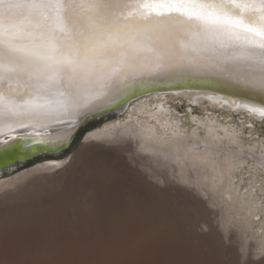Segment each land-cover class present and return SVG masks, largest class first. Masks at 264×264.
Wrapping results in <instances>:
<instances>
[{
	"label": "snow or ice",
	"instance_id": "snow-or-ice-1",
	"mask_svg": "<svg viewBox=\"0 0 264 264\" xmlns=\"http://www.w3.org/2000/svg\"><path fill=\"white\" fill-rule=\"evenodd\" d=\"M189 80L256 90L260 103L240 107L264 122V0H0V135L9 137L0 141V157L64 148L83 123L103 117L131 89ZM54 123L64 131H36ZM29 128L36 134L28 136ZM218 131L203 120L192 136L179 123L171 134L158 133L130 117L84 137L92 142L84 150L97 141H136L158 164L183 157L189 170L182 173L184 183L202 188L192 173L211 169L223 185L232 183L235 169L247 167L241 161L264 168V148L245 152L241 132L233 128L221 137ZM44 167L0 184V220L29 185L47 179ZM215 191L204 188V199L231 234L238 223ZM255 251L264 257V242Z\"/></svg>",
	"mask_w": 264,
	"mask_h": 264
},
{
	"label": "bare ground",
	"instance_id": "bare-ground-1",
	"mask_svg": "<svg viewBox=\"0 0 264 264\" xmlns=\"http://www.w3.org/2000/svg\"><path fill=\"white\" fill-rule=\"evenodd\" d=\"M225 85L261 96L250 87L236 84ZM179 94L181 93H155L140 97L120 110L117 115L129 112L128 118L124 121L133 117L134 120H140L146 129L151 127L158 133L167 131L171 134L175 124L179 123L181 130L185 131L186 135L192 136L193 129L197 128L201 121L207 120L210 126L219 129L217 135L221 137H224L226 132L230 133L233 128L243 135L242 128L229 121H222L214 111H208L206 115L192 113V126L186 127L184 119L176 115L178 108L170 100L177 98ZM182 94L189 102L191 112H193L194 104L207 103L209 104L207 109L218 107L249 114L240 106L245 103L252 104L233 97L214 98L208 92H183ZM232 101L235 103L233 104ZM124 121L106 123L102 128L90 132L85 137L100 133L113 124H122ZM63 131L64 128L57 129L53 136ZM196 135H203V130L197 129ZM86 144L85 140L81 142L80 149L74 156L75 162L72 160L70 162L72 168L76 161L80 159L86 161L88 156H91L88 153L92 149L84 150ZM96 145V149H102L106 155L112 156L115 160L121 158L122 152L133 150V146L128 144L114 146L115 148H108L97 142ZM242 147L245 152L249 148L261 149L264 148V140L254 137L247 141L243 137ZM193 151H195L194 148ZM60 161L62 160L46 158L31 170L0 179V184L14 183L19 176L41 166H45L44 174L47 176L43 183L29 185L25 195L20 198L7 220H0V264H110L109 261L103 262V259L105 260L102 257L103 251L119 250L132 256L133 260L130 264H202L201 262H204L201 261L204 256L202 250L205 248L201 246L203 243L208 246V254L206 253L209 259L208 264L264 263V257L257 260L258 254H255V249L264 242V227H262L264 222L260 227L254 228V216L257 214L258 203L254 201L250 191L238 193L239 185L236 183L234 173L240 168L234 170L232 183L223 185H221L219 174L211 169L201 171L199 174L192 173V178L197 179L199 175L198 179L204 185L200 190L195 187L196 191L203 194L204 188L210 192L218 190L215 191L216 198L218 200L222 198L228 203L238 223V227L230 236L227 229L223 227L222 231L219 226H215L214 222L219 217L213 208L208 206L209 201L201 198V194L200 197L199 194L196 195L193 190L189 192L172 183L165 186L156 185L153 180L150 181L148 177L141 175V172L121 171L122 168L116 169L112 173V178L109 179L102 175L88 176L89 174L86 175V170L83 168L84 164L74 171L73 176L65 177L62 172L66 166L59 169L51 167ZM147 161L153 163L155 160L151 157H143L139 165ZM246 162L241 161L244 164ZM89 163L92 166L90 161ZM124 163L127 166L126 162ZM254 166L259 168L255 163ZM158 167H165L169 170L168 172L175 167L180 178L182 173L189 171L184 166L183 157H180L178 162L167 161L158 164ZM7 172H11V169ZM128 175L133 183L141 186L140 192L139 189L134 190V184L125 182ZM167 178L166 175L165 179ZM174 189L179 191L181 200L173 194ZM135 243L139 245L135 246ZM245 249H249L247 253ZM248 252L252 257H247ZM194 259L197 261L200 259V262H192Z\"/></svg>",
	"mask_w": 264,
	"mask_h": 264
},
{
	"label": "rangeland",
	"instance_id": "rangeland-1",
	"mask_svg": "<svg viewBox=\"0 0 264 264\" xmlns=\"http://www.w3.org/2000/svg\"><path fill=\"white\" fill-rule=\"evenodd\" d=\"M184 99L185 98H183L182 96H178L177 98L170 99V100L178 108V111L176 112V115L180 116V117H182L184 119V125L186 127H189L190 125L192 126V121H191L192 113L197 114V115H206V113L208 111H214L217 114V116L222 121H229V122L234 123L235 125H237V127L242 128L243 137H245V139L247 141H250L254 137L264 140V122H259V121L255 120V119H253L252 117L246 116L248 114L245 115V114H241L239 112L236 113V111H231V110H228L226 108H212V107H210V109H207V107H209V104H207V103H202V104H197V105L194 104L193 105V112H191L190 109H189V105H188L189 102L186 99L185 100ZM128 113L129 112H122L121 114L116 115L112 119L106 121L101 126H95V127L91 128L90 130H88L86 132L85 135L89 134L90 132H95V131L99 130L106 123L126 120L128 118ZM185 123H187V124H185ZM83 140H84V138L82 140H80L79 142H77L74 145V147L70 150V152L67 154L66 157L58 159V160H68V163L64 165V166H66V169L64 170V172H62V175H64L65 177L73 176L74 173H75L74 171L77 170L78 167L81 168L83 166V164H84L83 168H85V170H86L85 171L86 175H88V174H89L88 176H90V175H102L106 179L112 178V173L115 172L116 169L119 168L118 170H120V168H122L121 171L122 170H128V172H135V171H138L136 173H140L141 172V175L148 177L147 179H149L150 181L153 180L156 185L158 184V185H161V186H165L166 184L172 183L173 185L175 184L174 186H177L179 188L188 190L189 192H192V190H193V192H195L196 195L199 194L198 196L200 197V194H201L202 195L201 198L204 199L205 193L202 194V193H200L198 191L202 187H200L199 185L192 186V185H189V184H185L184 180L179 177V174H178V172H177L175 167L171 168L170 172H172V173H170V172H168L169 170L166 169L165 167H158V163H154L155 161H153V163H151L152 161H147V163H142L141 165H139V163L142 162V158L143 157H150V156H148L145 153H142L139 150V147L136 146L137 145L136 141H133V143L131 144L133 146V150L131 149L130 151L121 153V154H123V155H121V158L123 156V159L120 158L121 159L120 162H119L120 159L119 160H115L114 158H112V156L106 155L102 151V149L93 148L88 153L89 155L91 154V156H88V158H87L88 160L91 158L89 161L91 162L92 166L89 165L90 163H89L88 160L84 161V160L80 159L81 161L80 160L76 161L75 166L72 168L70 166L71 160H69V157H74L76 155V153L80 149L81 142ZM87 143H92V142H87ZM97 143L103 144L104 146H106L108 148H115V147H117L119 145H123L121 143L117 144V142H109L107 140L97 141ZM140 157H142V158H140ZM110 158H112L113 160L110 159ZM123 162H126L127 166H125V163L123 164ZM132 162H134V163H132ZM39 163H42V162H39ZM39 163L30 165L28 167L21 168L20 170H18L14 174L6 176V177H2L0 179L9 178V177H12V176H16L17 174L24 173L27 170H31V169L35 168V166H37ZM87 163H88V165H87ZM148 164H149V166H148ZM245 164L247 165V167L245 169H243V170L239 169L234 174L236 175V183L239 185L238 193H240V194L246 193V190H248V191H250L253 194L252 198L254 199V201L256 203H258L257 204V206H258L257 214L254 216L255 217L254 218V228H258V227L261 226V223L264 222V168H262V167L256 168L254 166V163L251 162V161H247ZM119 165L121 167H118ZM88 168H89V170H87ZM130 168H132V170ZM164 170H165L166 173L164 172ZM168 173H170V174H168ZM164 174H166L168 176L167 179H165L166 175H164ZM163 175H164V177H163ZM128 176L125 178V182H127L129 184H134V190L137 191L139 189L138 191L140 192L141 186H139V184L133 183L132 182V178L130 177V175H128ZM197 177L199 178V175ZM170 178L172 180H170ZM165 180L167 182H165ZM123 182H124V180H123ZM195 187L198 189L197 190L198 192L196 191ZM194 189H195V191H194ZM173 194L178 199L181 198L180 197L181 195L179 194L178 190L174 189L173 190ZM179 200H181V199H179ZM208 206L213 208V205L211 204V202H208ZM214 216H215V214H214ZM214 223H215V226H219L220 230L223 231V226L221 224V219L220 218H217ZM204 229L207 230L206 227H204ZM200 231H201V228H200ZM229 235L231 236L232 233L229 234ZM137 244L138 243H135V246H137ZM201 246L202 247L204 246L206 248L205 249L203 247L204 249L202 250V252L204 253L205 257L203 256L201 261H204V262H206V264H208L209 263V259L207 257V254H208L207 253L208 252V248L207 247L208 246H205L204 243ZM236 246H238V243H236ZM204 250H205V252H204ZM124 252H126V251H124ZM250 252H248L247 257L248 256L252 257V256H250ZM122 253H123L122 250L113 251V252L112 251L111 252L110 251H107V252L103 251V255L102 254L101 255H102L103 258H105V260L103 259V262H105V263H107L109 261L110 264L111 263L113 264L114 262H115V264L116 263L118 264V262H119V264H124V263H126L125 261L129 260L128 263L130 264V262L133 260L132 256L130 254H128L127 252H126L127 254L126 253L122 254ZM255 254H258V253L256 252ZM209 258H210V256H209ZM246 258H245V260H246ZM248 258H247V260H248ZM260 258H261L260 256L256 257L257 260L260 259ZM192 262L198 263V262H200V259L198 261H197V259H194ZM204 262H201V263L203 264ZM260 264H262V263H260Z\"/></svg>",
	"mask_w": 264,
	"mask_h": 264
},
{
	"label": "water",
	"instance_id": "water-1",
	"mask_svg": "<svg viewBox=\"0 0 264 264\" xmlns=\"http://www.w3.org/2000/svg\"><path fill=\"white\" fill-rule=\"evenodd\" d=\"M183 92H208L214 98L233 97L250 103H257V104H259L261 101V96L257 94L253 95L252 93L254 92H248L237 87H230L229 85L219 84L212 81L209 82L202 80H195V81L189 80L183 82L180 85H172V86H169L167 82H157V83H150V84L137 86L136 88L131 89L129 91L127 98L124 99L118 106H115L111 110L103 113V117L98 116L95 119L90 118L87 122L83 123L82 126L74 132L70 145H66L64 148L55 151L34 152L28 158H20L19 152H13L8 156L0 157V177L12 175L21 168L42 162L46 158L60 159L66 157L67 155H65L64 153L67 152L68 154L70 150L74 147V145L84 138L88 130H90L95 126H101L106 121L115 117L117 113L120 110L124 109L126 106H128V104H130L134 100H138L140 97L148 96L155 93H159V94L181 93L178 96H182L185 98V96L182 94ZM239 113L246 115L244 111ZM247 116L251 117L249 114ZM254 119L259 122H262L260 118H254ZM61 128L63 127L59 124H51L48 126L46 130L44 128H38L36 131L40 132V134L42 135L45 134V132L54 135L55 130ZM26 134L28 136H31V135H35L36 132H34L31 128H29L27 129ZM13 135H15V133H13ZM8 138L9 137L6 135H1L0 141ZM10 169L11 172H7Z\"/></svg>",
	"mask_w": 264,
	"mask_h": 264
}]
</instances>
